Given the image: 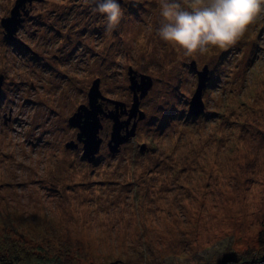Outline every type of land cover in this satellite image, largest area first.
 I'll return each mask as SVG.
<instances>
[{
    "label": "rangeland",
    "instance_id": "rangeland-1",
    "mask_svg": "<svg viewBox=\"0 0 264 264\" xmlns=\"http://www.w3.org/2000/svg\"><path fill=\"white\" fill-rule=\"evenodd\" d=\"M15 2L0 0V254L7 264L33 257L224 264L242 256L257 264L254 251L264 252V16L229 48L189 56L156 34L157 0H121L123 16L111 31L83 0H26L12 42L2 19ZM192 62L210 75L196 116L189 112ZM129 71L151 81L134 116ZM95 80L103 100L123 104L110 111L120 119L127 107L123 122L138 127L111 154L113 121L101 117L100 149L88 162L81 143L65 144L77 142L68 119L87 106Z\"/></svg>",
    "mask_w": 264,
    "mask_h": 264
},
{
    "label": "clouds",
    "instance_id": "clouds-1",
    "mask_svg": "<svg viewBox=\"0 0 264 264\" xmlns=\"http://www.w3.org/2000/svg\"><path fill=\"white\" fill-rule=\"evenodd\" d=\"M94 13L106 17V28L115 29L123 16L119 0H83ZM161 23L158 37L185 55L203 54L210 48L234 45L259 17L264 0H157ZM186 3L189 7H182Z\"/></svg>",
    "mask_w": 264,
    "mask_h": 264
},
{
    "label": "water",
    "instance_id": "water-1",
    "mask_svg": "<svg viewBox=\"0 0 264 264\" xmlns=\"http://www.w3.org/2000/svg\"><path fill=\"white\" fill-rule=\"evenodd\" d=\"M26 0H16L14 7L11 9V16L5 19H2V25L4 27L5 33L4 38L7 40H14V33L17 30V26L21 23L22 18H17L18 10ZM31 1V0H29ZM121 4V0H119ZM27 14V13H25ZM20 15V14H19ZM191 67L196 71V65L192 62ZM208 69L204 66L201 70H197V86L195 92L190 101L189 112L196 115L200 114L203 110L202 103V91L205 88L207 82L210 80V75ZM129 80H130V89L134 93L133 103L129 109L130 116L136 115L138 111V95L143 97L147 89L151 86V81L149 78L142 77L140 81L136 80L134 71H129ZM140 82V83H138ZM1 83L2 76H0V93H1ZM139 91V94L137 93ZM103 99L99 89H98V80H95L92 83V86L88 93V104L81 105L78 107L76 113L72 115L68 122L71 126L78 129L76 134V141H69L65 144V148H76L78 143H82V156L88 161L91 162L95 159L96 154L100 149V144L102 139L98 136L99 130L102 128L100 118L105 116L108 119L113 121L112 130L110 133V141H108V150L111 154H115L119 151V147L127 142L130 137L134 136L135 133V123L132 125L131 129L124 134L121 133L123 123H129V120L123 122L119 119V114L117 112L109 111L105 112L102 110L101 105L98 103V99ZM115 109L118 105H123L120 102H113ZM129 116V117H130ZM144 113H139V118L142 119ZM144 148V145L141 146V149Z\"/></svg>",
    "mask_w": 264,
    "mask_h": 264
},
{
    "label": "flooded vegetation",
    "instance_id": "flooded-vegetation-1",
    "mask_svg": "<svg viewBox=\"0 0 264 264\" xmlns=\"http://www.w3.org/2000/svg\"><path fill=\"white\" fill-rule=\"evenodd\" d=\"M12 42H15L16 40L14 39V40H11ZM23 47H25L26 49H28V46L26 45V44H21ZM135 76H136V79L138 80V81H140V79L142 78V76H139V75H137V74H135ZM140 78V79H139ZM131 90V89H130ZM132 91V90H131ZM137 93L139 94V92L137 91ZM102 101L100 102L101 104H102V107H103V109H104V111L105 112H108V111H110L111 109H115V105H114V103L111 101V100H108V99H101ZM104 102H106V104H104ZM119 109V108H118ZM117 110V109H116ZM128 113V109H127V107H123L122 108V110H121V112H120V119L122 120V121H124V118H125V116H126V114ZM103 117H105V116H103ZM106 118V117H105ZM108 119V118H107ZM135 123V122H134ZM133 123V124H134ZM133 124H130V122L129 123H127V124H125V123H123V127H122V129H121V133L122 134H124L125 132H127V131H129L130 129H131V127H132V125ZM135 133H134V136H132V137H130L129 138V140L127 141V142H125V143H123L120 147H119V151L118 152H120L121 151V149H123V148H125V146L126 145H129L128 143L133 139V137H135L136 135H137V127H138V124H137V122L135 123ZM112 126V125H111ZM111 130H112V127H111ZM81 143V142H80ZM82 144V143H81ZM146 149V148H145Z\"/></svg>",
    "mask_w": 264,
    "mask_h": 264
},
{
    "label": "trees",
    "instance_id": "trees-1",
    "mask_svg": "<svg viewBox=\"0 0 264 264\" xmlns=\"http://www.w3.org/2000/svg\"><path fill=\"white\" fill-rule=\"evenodd\" d=\"M207 84H210V80L207 82ZM256 253H257V251H254L253 257H252V262L257 263V264H264V252H263V250L261 251V253H257V255H255ZM33 258H35V259L33 261L30 260L29 261L30 264H44V263L49 264L50 263V261L47 262V260H45L43 257L42 258L33 257ZM246 259H247V256L246 257L242 256L240 260H233V261L235 264L236 263L241 264V262H242V264L243 263H245V264L249 263V262H246V261H248ZM8 260L9 259L5 255L0 254V264H7L10 262V260H9V262H8ZM233 261L229 260L224 264H232ZM10 264H16V262H11Z\"/></svg>",
    "mask_w": 264,
    "mask_h": 264
}]
</instances>
